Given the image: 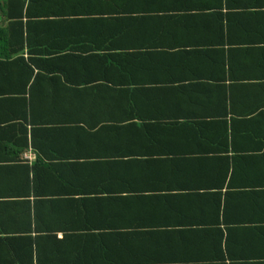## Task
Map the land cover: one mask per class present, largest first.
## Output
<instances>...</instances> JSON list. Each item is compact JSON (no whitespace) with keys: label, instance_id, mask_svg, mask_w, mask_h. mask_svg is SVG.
<instances>
[{"label":"crops","instance_id":"obj_1","mask_svg":"<svg viewBox=\"0 0 264 264\" xmlns=\"http://www.w3.org/2000/svg\"><path fill=\"white\" fill-rule=\"evenodd\" d=\"M148 1L31 36L39 264H264V0Z\"/></svg>","mask_w":264,"mask_h":264},{"label":"trees","instance_id":"obj_2","mask_svg":"<svg viewBox=\"0 0 264 264\" xmlns=\"http://www.w3.org/2000/svg\"><path fill=\"white\" fill-rule=\"evenodd\" d=\"M137 11V8L121 6L120 0L5 1L4 17L8 22L0 26V74L9 76L15 83V89H11L6 97L0 96V104L21 103L23 115L20 120H14L12 112L10 117L0 119V259L10 258L12 264H25L27 261L28 264H39L42 235L39 219L44 201L39 197L38 181L44 176L45 169L39 157L31 165L19 157L29 147L36 149L33 142L35 128L31 126L33 121L26 120L24 116L26 87L30 88L38 78L35 70L41 64L38 56H30L31 36L54 31L55 25H50L53 21L76 23L72 27L65 25L69 27H64V30L77 33L94 31L92 22H109L114 24V32L120 33L124 15L128 18ZM143 11L152 10L146 7ZM25 48L28 49L26 58L21 55ZM27 125H30L29 130ZM7 228H15L14 234L5 235L9 231ZM90 235L80 237L84 246L92 242Z\"/></svg>","mask_w":264,"mask_h":264},{"label":"built area","instance_id":"obj_3","mask_svg":"<svg viewBox=\"0 0 264 264\" xmlns=\"http://www.w3.org/2000/svg\"><path fill=\"white\" fill-rule=\"evenodd\" d=\"M23 158L26 160V161H28V162H31L32 161V157H31V154L30 153H25L24 155H23Z\"/></svg>","mask_w":264,"mask_h":264},{"label":"rangeland","instance_id":"obj_4","mask_svg":"<svg viewBox=\"0 0 264 264\" xmlns=\"http://www.w3.org/2000/svg\"><path fill=\"white\" fill-rule=\"evenodd\" d=\"M3 1H5V0H0V2H3Z\"/></svg>","mask_w":264,"mask_h":264}]
</instances>
